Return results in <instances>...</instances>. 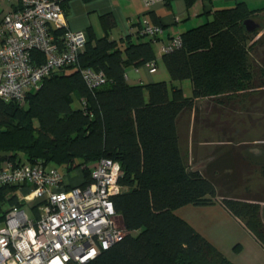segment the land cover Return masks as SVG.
Returning <instances> with one entry per match:
<instances>
[{
  "label": "trees",
  "instance_id": "16d2710c",
  "mask_svg": "<svg viewBox=\"0 0 264 264\" xmlns=\"http://www.w3.org/2000/svg\"><path fill=\"white\" fill-rule=\"evenodd\" d=\"M68 1L58 0L65 14ZM263 11L264 6L250 8L243 0L217 8L210 19L182 31L179 46L162 52L170 81L189 78L190 94L179 84L168 86L164 79L128 82L127 66L155 62L153 36L138 41L123 37L125 42H120L109 36L104 15L103 33L86 34L76 61L51 70L38 87L26 90L23 104L0 96V164H60L67 169L82 164L83 181L66 187L88 184L91 167L100 157L121 167V189L111 199L126 233L82 264H233L174 212L186 203L217 200L264 247V221L256 200L261 196L216 190L219 170L236 164L233 150L211 160L212 177L204 175L185 163L177 130L178 114L193 109L198 98L225 104L237 96L264 93V22L254 18ZM246 18L258 25L248 30ZM64 29L51 31L61 41ZM31 52L42 58L38 50ZM83 67L103 71L107 81L89 87ZM18 185L22 192L28 189L27 183L0 186V222L8 208L24 204L15 191ZM31 209L36 212V205Z\"/></svg>",
  "mask_w": 264,
  "mask_h": 264
},
{
  "label": "built area",
  "instance_id": "2783aa9c",
  "mask_svg": "<svg viewBox=\"0 0 264 264\" xmlns=\"http://www.w3.org/2000/svg\"><path fill=\"white\" fill-rule=\"evenodd\" d=\"M157 0H144L150 6ZM65 27L62 40L52 28ZM161 25L143 19L139 33L153 36ZM86 41L81 28H69L58 0H0V96L25 102L26 90L38 87L51 70L75 62ZM181 44L174 35L162 52ZM31 50H38L42 58ZM154 71L153 60L145 62ZM89 87L104 84L103 71L83 67ZM119 163L100 157L91 167L92 180L66 187L55 166L10 161L0 164V186L27 183L18 197L31 207L12 206L0 222V264H82L122 239L126 230L112 204L121 189ZM119 223H118V222Z\"/></svg>",
  "mask_w": 264,
  "mask_h": 264
},
{
  "label": "crops",
  "instance_id": "0c3cea01",
  "mask_svg": "<svg viewBox=\"0 0 264 264\" xmlns=\"http://www.w3.org/2000/svg\"><path fill=\"white\" fill-rule=\"evenodd\" d=\"M236 1L239 0H194L188 4L187 0H157L148 6L144 0H69L66 25L98 36L103 33L105 27L102 18L107 15L109 36L124 43L123 37H130L132 41L148 39L149 35L139 33V27L143 19L152 24L157 19L161 30L152 37L156 53L155 70L149 71L145 63L129 65L125 69L128 82L146 83L159 79L157 62L162 64V45L172 36L210 19L215 9L230 6ZM243 1L250 8L264 6V0ZM62 174L64 180L71 184L70 175ZM174 212L189 222L233 264H264V247L220 201L205 205L186 203L176 207Z\"/></svg>",
  "mask_w": 264,
  "mask_h": 264
},
{
  "label": "rangeland",
  "instance_id": "374dc122",
  "mask_svg": "<svg viewBox=\"0 0 264 264\" xmlns=\"http://www.w3.org/2000/svg\"><path fill=\"white\" fill-rule=\"evenodd\" d=\"M254 18L264 22V11ZM261 32L262 30L255 37ZM157 65V78L164 79L170 86V76L165 66L159 62ZM173 82L179 83L185 94L191 93L189 78L175 79ZM262 95L264 93L237 96L234 101L225 104L213 102L206 97L198 98L193 109H185L178 114L177 130L185 163L187 166H197L204 175L209 173L208 175L212 177L209 171L211 160L229 148L233 150L237 158L236 164L234 167L226 166L219 170L220 179L215 180L216 190L221 194L232 196L247 198L254 195L261 196L256 200L260 205V215L264 221V96ZM73 104L76 105L75 102ZM53 165L61 173L70 175L71 184L80 183L84 179L82 164L71 169L60 164ZM20 190L21 186L18 185L15 191L19 193ZM220 198V195H217V199ZM22 207L31 215L29 209L31 206L28 203H24Z\"/></svg>",
  "mask_w": 264,
  "mask_h": 264
},
{
  "label": "water",
  "instance_id": "95a60500",
  "mask_svg": "<svg viewBox=\"0 0 264 264\" xmlns=\"http://www.w3.org/2000/svg\"><path fill=\"white\" fill-rule=\"evenodd\" d=\"M243 22L248 30H251L258 25V23L251 18H246Z\"/></svg>",
  "mask_w": 264,
  "mask_h": 264
}]
</instances>
